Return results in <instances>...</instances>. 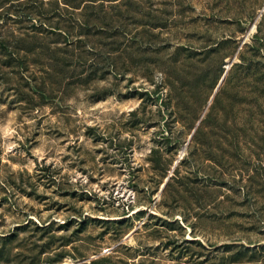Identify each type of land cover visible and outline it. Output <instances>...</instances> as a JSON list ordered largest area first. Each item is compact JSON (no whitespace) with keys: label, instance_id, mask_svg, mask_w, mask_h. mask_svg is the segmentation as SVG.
<instances>
[{"label":"rangeland","instance_id":"obj_1","mask_svg":"<svg viewBox=\"0 0 264 264\" xmlns=\"http://www.w3.org/2000/svg\"><path fill=\"white\" fill-rule=\"evenodd\" d=\"M87 2L0 0V264H264V0Z\"/></svg>","mask_w":264,"mask_h":264},{"label":"trees","instance_id":"obj_2","mask_svg":"<svg viewBox=\"0 0 264 264\" xmlns=\"http://www.w3.org/2000/svg\"><path fill=\"white\" fill-rule=\"evenodd\" d=\"M87 1L88 2L86 3L87 5H85V9H86V11L88 10L90 12V14L86 11L83 14L85 16L86 15L94 16L96 23L102 22L105 19V17L111 18V17L116 16V13L113 10H111V8L116 6V5L126 3V0H87ZM132 1H135V0H132ZM106 2L111 3L110 9L107 8ZM99 34H100V31H97V32H95L94 35L97 36ZM126 34H128V30H126V29L115 30L111 34V36H113V40L111 41L113 49L119 47V44H121V42L123 41V37ZM137 112L138 111H134L133 113L136 114ZM168 184H169V182H168ZM140 211H138V212H140ZM122 219H118V220L121 221ZM105 220H106V222H110L109 219H105ZM119 221L113 220V222H119ZM108 259H110V258L109 257H98L96 259H92L88 264H104V262L107 261Z\"/></svg>","mask_w":264,"mask_h":264},{"label":"bare ground","instance_id":"obj_3","mask_svg":"<svg viewBox=\"0 0 264 264\" xmlns=\"http://www.w3.org/2000/svg\"><path fill=\"white\" fill-rule=\"evenodd\" d=\"M223 77V76H222ZM179 161V160H178ZM167 179V178H166ZM43 264H50L49 262H45V263H43ZM55 264H66L65 262H57V263H55Z\"/></svg>","mask_w":264,"mask_h":264}]
</instances>
